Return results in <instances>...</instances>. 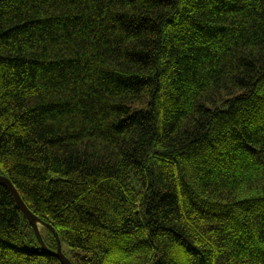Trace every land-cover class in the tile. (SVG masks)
I'll list each match as a JSON object with an SVG mask.
<instances>
[{
	"label": "trees",
	"instance_id": "trees-1",
	"mask_svg": "<svg viewBox=\"0 0 264 264\" xmlns=\"http://www.w3.org/2000/svg\"><path fill=\"white\" fill-rule=\"evenodd\" d=\"M0 174L73 264H264V0H0ZM0 264H64L1 184Z\"/></svg>",
	"mask_w": 264,
	"mask_h": 264
},
{
	"label": "water",
	"instance_id": "water-1",
	"mask_svg": "<svg viewBox=\"0 0 264 264\" xmlns=\"http://www.w3.org/2000/svg\"><path fill=\"white\" fill-rule=\"evenodd\" d=\"M0 184L7 187L10 192L13 194L16 203L20 210L23 212V214L26 216L30 224L33 226L34 231L39 239V242L43 248L44 251L48 253H52L55 256H57L64 264H73V262L66 256V254L63 251V245L62 241L58 235V233L54 230V228L49 224L44 221H42L32 210L29 209V207L26 205L24 200L22 199L20 193L14 186L13 182L5 175L0 174ZM41 226H46L49 229H51L57 239V249L56 250H51L50 248L47 247L43 236L41 234Z\"/></svg>",
	"mask_w": 264,
	"mask_h": 264
},
{
	"label": "rangeland",
	"instance_id": "rangeland-1",
	"mask_svg": "<svg viewBox=\"0 0 264 264\" xmlns=\"http://www.w3.org/2000/svg\"><path fill=\"white\" fill-rule=\"evenodd\" d=\"M44 234H45V236L47 235L46 229L44 230ZM65 249L68 250L69 248L67 246H65Z\"/></svg>",
	"mask_w": 264,
	"mask_h": 264
}]
</instances>
